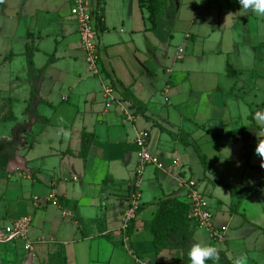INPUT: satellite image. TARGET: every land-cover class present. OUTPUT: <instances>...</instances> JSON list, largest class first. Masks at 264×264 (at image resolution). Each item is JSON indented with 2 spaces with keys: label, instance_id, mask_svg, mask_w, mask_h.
<instances>
[{
  "label": "crops",
  "instance_id": "obj_1",
  "mask_svg": "<svg viewBox=\"0 0 264 264\" xmlns=\"http://www.w3.org/2000/svg\"><path fill=\"white\" fill-rule=\"evenodd\" d=\"M74 1L0 0V123H14L0 140L14 139L18 124H30L11 159H1L7 176L0 184V264H176L166 263L181 262L175 247L195 242L215 246L218 264H235L242 255L244 264H264V189L241 197L219 184L252 188L264 180V158L256 153L264 122L254 119L264 113V16L245 12L239 0H163L158 18L171 21L167 31L158 18L153 29L142 0H90L102 69L95 76L71 14ZM180 33L189 53L182 58L173 50ZM17 59L19 73L5 80ZM106 83L119 101L109 108ZM20 102L23 122L15 112ZM143 131L163 166H147L139 188L142 212L130 232L122 218ZM191 143L200 144L211 170H204ZM190 179L200 190L203 181L202 191L214 197V227L225 238L193 222L184 243L174 239L172 250L157 254L144 223L163 199L189 204ZM54 196L70 204L61 206ZM26 216L32 250L22 239L3 240L4 228Z\"/></svg>",
  "mask_w": 264,
  "mask_h": 264
},
{
  "label": "built area",
  "instance_id": "obj_2",
  "mask_svg": "<svg viewBox=\"0 0 264 264\" xmlns=\"http://www.w3.org/2000/svg\"><path fill=\"white\" fill-rule=\"evenodd\" d=\"M71 14L75 17L79 25V33L81 35V46L86 53V60L89 65V70L92 75L101 76V57L99 54V31L97 29L96 15L91 9L90 0H75L71 9ZM184 50L179 49L178 57H183ZM115 88L110 83H106L104 86L103 94L105 96L106 107L118 103L115 96ZM132 118V116H130ZM149 133L143 131L139 133L136 139V144L139 148V160L136 169V179L131 186L130 190V205L125 210L122 218V227L127 230L132 221L136 217V212L141 204V195L139 188L145 170L149 165H155L158 168H162V164L154 157L148 148ZM174 166L179 167L181 162L179 159H175ZM188 188L187 196L190 205L189 217L200 227H205L210 230L211 235L214 238L224 239V230H219L214 227V214L212 212L211 203L209 197L204 191L200 190L198 183L194 179L185 181ZM53 200L57 202V198L54 196ZM32 219L29 216L23 217L11 225L4 228V241L24 240L26 241L25 248L32 250V244L28 240L29 230ZM1 236V229H0ZM1 241V237H0ZM139 264H153L150 261L139 260Z\"/></svg>",
  "mask_w": 264,
  "mask_h": 264
},
{
  "label": "trees",
  "instance_id": "obj_3",
  "mask_svg": "<svg viewBox=\"0 0 264 264\" xmlns=\"http://www.w3.org/2000/svg\"><path fill=\"white\" fill-rule=\"evenodd\" d=\"M142 3L147 6L150 12V20L153 24V29L157 28V18L160 12L161 7L165 6V2L163 0H142ZM100 6V5H99ZM97 19L99 24L104 28L101 20L103 19L102 8L99 7L96 11ZM33 52L34 49L27 46V58L28 64L31 71H33ZM36 90H34L33 103L36 104L38 102V98L36 97ZM40 103V101H39ZM30 124H18L14 128V139L12 140H0V169H1V159H11L14 154V151L17 149L21 139L20 134L28 130ZM199 159L201 161L202 167L205 171L211 170V166L209 165L207 156L203 154L199 149L197 150ZM219 184L227 187L231 194L234 196H252L257 194L259 191L264 189V180L255 187L252 188H235L229 186L228 184L219 181ZM57 202L61 204V206H66L70 204L69 200L64 199L63 197L57 198ZM157 212L154 216V219L150 223H144L145 230H150L153 235L152 246L153 250L160 254L165 250H172L174 248L173 244V236L176 235L177 239L182 243L188 239L191 234L190 228L193 225V221L189 217L190 205L184 201L179 200L175 197H169L161 200L157 203ZM143 206H140L136 212V217L132 221L129 226V231L132 232L134 229L135 220L139 217L142 212ZM191 244H186L184 247H180L177 245L175 248L182 250L183 253V262L184 264H191V261L188 256L187 249L191 248ZM186 252H185V251ZM209 260L207 262H210ZM226 264H230L228 261Z\"/></svg>",
  "mask_w": 264,
  "mask_h": 264
},
{
  "label": "clouds",
  "instance_id": "obj_4",
  "mask_svg": "<svg viewBox=\"0 0 264 264\" xmlns=\"http://www.w3.org/2000/svg\"><path fill=\"white\" fill-rule=\"evenodd\" d=\"M239 4L245 12L251 10L258 16H264V0H239ZM254 119L257 124L264 122V113L259 111L256 112ZM64 135L67 138L70 136V132H65ZM257 136L258 138L264 137V134H262L260 129L257 133ZM256 153L261 158H264V139H259ZM188 256L191 264H206V262L209 260H212L218 264L220 260L218 250L215 246L202 244L200 242H195L192 244L188 252ZM245 259L246 257L242 255L236 259L235 264H244Z\"/></svg>",
  "mask_w": 264,
  "mask_h": 264
},
{
  "label": "rangeland",
  "instance_id": "obj_5",
  "mask_svg": "<svg viewBox=\"0 0 264 264\" xmlns=\"http://www.w3.org/2000/svg\"><path fill=\"white\" fill-rule=\"evenodd\" d=\"M160 17V16H159ZM159 19V18H158ZM162 20V21H161ZM159 21H160V23H162V25L163 26H165V29L167 30V31H169L170 30V28H171V21L170 20H163L161 17H160V19H159ZM183 40V34H179V35H177V37H176V39H175V41H174V43H173V50H177V56H178V53H179V49H180V47H183L184 49H185V53H183V55L184 56H186V55H189V53H188V51H187V43H184V41L182 42V40ZM181 40V41H180ZM20 59H17L16 61H15V65H13V66H9V71L7 70V72H5L4 74H3V78L5 79V80H8V81H10V80H12L13 78H15V75L16 74H18L19 73V63H20ZM0 67H1V36H0ZM0 82H1V74H0ZM0 88H1V84H0ZM23 106H24V104L22 103V102H20L19 104H17V106L15 107V112H16V114H17V116L19 117V121L20 122H23L24 120H25V117H24V115L22 114V112H23ZM14 123H12V122H5V123H0V136H1V132L4 130V129H8V130H10V127L13 125ZM171 136H174V134H171ZM186 143H190L189 142V139L188 140H186L185 141ZM29 144H31V141L29 142ZM191 146H193L194 147V149L195 150H198L199 149V147H201L200 146V144H195V143H191L190 144ZM150 149H151V147H150ZM152 150V149H151ZM178 151H179V153H181V154H185V149H184V147H183V145H181V146H179L178 147ZM188 173L190 174V171H188ZM1 176H4V177H6L7 175L6 174H1V171H0V184H1ZM205 187H206V185H205V183L202 181L201 183H200V188L203 190V189H205ZM0 192H1V185H0ZM210 198V200L212 201V204H214V203H216L215 202V200H214V197H209ZM214 202V203H213ZM0 229H1V220H0ZM174 239H176L177 240V236L176 235H174L173 236V240ZM21 242V241H20ZM21 245H22V248H23V243L21 242ZM21 250H23V249H21ZM189 250L190 249H187V252H189ZM185 251V250H184ZM186 252V251H185ZM182 256H183V253L181 254V262L179 263V262H177V261H174V260H170V259H168L167 261H166V263H169V262H174V263H176V264H184V262H183V258H182ZM170 264V263H169Z\"/></svg>",
  "mask_w": 264,
  "mask_h": 264
}]
</instances>
